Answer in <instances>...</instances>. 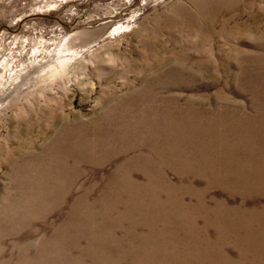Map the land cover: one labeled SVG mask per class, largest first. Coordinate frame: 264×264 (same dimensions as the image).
<instances>
[{"label": "rangeland", "instance_id": "1", "mask_svg": "<svg viewBox=\"0 0 264 264\" xmlns=\"http://www.w3.org/2000/svg\"><path fill=\"white\" fill-rule=\"evenodd\" d=\"M5 59L0 264H264V0H0Z\"/></svg>", "mask_w": 264, "mask_h": 264}, {"label": "bare ground", "instance_id": "2", "mask_svg": "<svg viewBox=\"0 0 264 264\" xmlns=\"http://www.w3.org/2000/svg\"><path fill=\"white\" fill-rule=\"evenodd\" d=\"M36 48H37V47H36ZM57 51H62V50H61V48L59 47ZM67 60H70V58L68 59V58H65V57H64L63 59H60V60H59V63H60V65H61V70H58V71H62V70L65 68V66H66V64H67ZM7 63H8V60H6V59L3 60V62H2L1 65H0L1 68H2V69H6L7 66H8ZM9 65H10V64H9ZM52 67H53V66H52ZM9 69H10V68H9ZM9 69H8V70H9ZM10 70H11V69H10ZM4 71H5V70H4ZM56 71H57V70H56ZM47 72H48L50 75H52V74L54 73V72L51 71V70H50V71L48 70Z\"/></svg>", "mask_w": 264, "mask_h": 264}]
</instances>
